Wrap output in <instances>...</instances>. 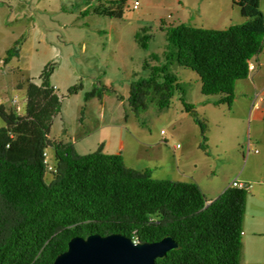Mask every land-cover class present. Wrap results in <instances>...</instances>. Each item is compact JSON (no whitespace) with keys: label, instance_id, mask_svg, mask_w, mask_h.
Here are the masks:
<instances>
[{"label":"trees","instance_id":"16d2710c","mask_svg":"<svg viewBox=\"0 0 264 264\" xmlns=\"http://www.w3.org/2000/svg\"><path fill=\"white\" fill-rule=\"evenodd\" d=\"M259 3L233 0L246 22L224 31L162 21L165 51L152 54L143 64L148 77L130 85L128 104L136 117L149 100L161 110L169 108L177 92L183 94L185 111H193L170 71L173 65L194 72L202 95L220 97L215 105L231 107L236 83L249 77L248 63L263 48ZM124 7V0L112 1L94 14L121 20ZM141 32L145 36L137 35V42L148 51L152 36L148 28ZM18 56L19 49L11 50L6 62ZM53 72V65L48 66L40 86L26 85L24 116L0 106L5 123L0 129V264H53L73 238L91 235H122L141 244L173 239L177 248L155 264H241L248 193L229 187L208 204L195 183L155 180L150 169H129L121 155H107L102 146L79 155L73 145L52 137L62 112L50 84ZM81 90L74 86L68 94ZM95 95L87 94L86 100ZM195 122L205 139L204 125ZM49 149L54 151L51 173L43 157Z\"/></svg>","mask_w":264,"mask_h":264},{"label":"rangeland","instance_id":"374dc122","mask_svg":"<svg viewBox=\"0 0 264 264\" xmlns=\"http://www.w3.org/2000/svg\"><path fill=\"white\" fill-rule=\"evenodd\" d=\"M112 1L119 0H0L3 106L24 116L26 85L40 86L45 68L53 65L50 84L62 102L54 139L73 145L81 156L101 146L103 153L112 155L123 145L127 168L139 172L150 169L158 181L197 182L206 199L218 197L235 179L254 184L247 200L257 196L264 188L258 186L264 182L260 176L264 170V43L252 60L256 70L236 83L231 107L215 105L220 97L202 95L199 77L178 65L170 71L185 92L184 101L193 107L191 113L184 109L181 92L164 110L149 100L139 117L128 104L131 83L149 75L143 69L144 62L165 51L162 21L179 25L185 20L193 28L224 31L230 28V20L239 22L234 26L246 22L240 8L233 0H124L121 20L94 14L97 7H107ZM136 3L138 9H134ZM214 4L221 11L227 10L224 22L217 18ZM259 8L264 17V0ZM143 28L152 36L148 51L142 50L136 39L137 35L145 36ZM16 48L19 56L7 63L8 52ZM20 84H24L21 90ZM80 85L82 90L69 96L68 90ZM94 91L96 95L86 100ZM257 104L261 108L255 111ZM195 120L204 125L205 139ZM4 127L0 118V129ZM250 141L252 153L247 154ZM48 152L53 159L54 151ZM252 200L254 213L257 203ZM258 210L264 214V203ZM256 242L244 253L243 264H264V237Z\"/></svg>","mask_w":264,"mask_h":264},{"label":"water","instance_id":"95a60500","mask_svg":"<svg viewBox=\"0 0 264 264\" xmlns=\"http://www.w3.org/2000/svg\"><path fill=\"white\" fill-rule=\"evenodd\" d=\"M177 248L167 237L152 244H135L122 235L73 238L65 253L53 264H155L157 259Z\"/></svg>","mask_w":264,"mask_h":264},{"label":"crops","instance_id":"0c3cea01","mask_svg":"<svg viewBox=\"0 0 264 264\" xmlns=\"http://www.w3.org/2000/svg\"><path fill=\"white\" fill-rule=\"evenodd\" d=\"M180 4L182 3V2H179ZM226 3V2H225ZM221 5H222V3H220ZM227 5V4H226ZM226 8V6H223V8ZM184 8H187L186 6H184ZM212 8H216V10H215V14L217 15V18H223L222 19V21L224 22L225 20H226V18H227V16H228V12H227V10H225V11H221V10H219L218 9V7L216 6V4H214V5H212ZM236 21V20H235ZM187 22L185 21V20H180V24H185V25H187L186 24ZM215 23H217V22H214V24ZM237 23H239V22H234V20H230L229 21V24H227V25H229V27H231V26H234V24H237ZM245 23V22H244ZM166 25H172V24H170V23H167L166 22ZM240 25V24H239ZM188 26V25H187ZM254 67H255V65H254ZM256 70V67H255V69H254V71ZM253 71V72H254ZM261 102H264V100L263 99H261ZM261 107H260V104H257L256 106H255V111H257V110H259ZM109 119H111V116H108V118H107V125L109 126V124H108V121H109ZM257 142V141H256ZM103 147V149H104V146H102ZM252 147H253V145L251 144V141L248 143V145H247V154L249 153V154H251L252 153ZM123 150H124V147H123V145L122 146H117V148H116V150L112 153V155H121L122 156V154H123ZM254 153L256 154V153H258V151H254ZM261 177H264V170H263V172H262V174L260 175ZM259 179V178H258ZM263 179V178H262ZM240 181V182H243V183H249V184H251V185H253L254 186V184L253 183H251V182H247V180H240V179H235L234 181ZM233 181V182H234ZM258 181H261V180H258ZM232 182V183H233ZM258 183H261V185H259ZM257 184H258V186L259 187H264V182H258ZM263 183V184H262ZM195 184L196 185H198V187L201 189V191H202V193L205 195V197H206V194H205V192L202 190V188H201V186L197 183V182H195ZM230 187V183L228 184V186H227V188L224 190V192L228 189ZM252 190H253V188H252ZM251 190V191H252ZM250 191V192H251ZM224 192H222V193H220V194H218V197L220 196V195H222ZM249 192V193H250ZM257 196H255V195H251V200H247L246 201V209H245V216H244V221H243V238H242V242H243V250H242V261H241V263L243 264L244 263V253L246 252V250H247V248L250 246V245H255L257 242L256 241H258V240H260L261 238H263L264 237V218H262L263 217V212H262V210H258V209H261L262 208V205H263V201H264V188L263 189H261L260 191H259V193H257L256 194ZM218 197H216V198H213V199H207V201H208V204H210L212 201H214V200H216ZM252 197H253V199L255 198L256 199V203H257V205L255 206L256 208H255V210H252V212H254V213H251V209H250V205H253V204H250L251 202H254L253 200H252ZM257 197V198H256ZM259 201V202H258ZM255 250H257V252L259 253L260 251H261V249H255ZM255 250H253L254 251V253H255ZM262 252H264V250H262ZM264 258V257H263ZM258 264H260V263H258Z\"/></svg>","mask_w":264,"mask_h":264},{"label":"built area","instance_id":"2783aa9c","mask_svg":"<svg viewBox=\"0 0 264 264\" xmlns=\"http://www.w3.org/2000/svg\"><path fill=\"white\" fill-rule=\"evenodd\" d=\"M138 7H139V4L136 3L135 6H134V9H138ZM248 66H249L250 73L253 72L254 69H255L254 64L249 62ZM1 105H2V103L0 101V106ZM162 135H164V132H162ZM43 157H44V165H45L47 171L50 172V173L54 172V167H53V165L51 163V157H50V154H49L48 150L44 152ZM230 188H236L238 190H243V191H246L247 193H249L252 190L253 185H251L249 183H243V182H240V181L236 180L230 185ZM133 242L135 244L139 243L137 239L133 240Z\"/></svg>","mask_w":264,"mask_h":264},{"label":"clouds","instance_id":"9594fccd","mask_svg":"<svg viewBox=\"0 0 264 264\" xmlns=\"http://www.w3.org/2000/svg\"><path fill=\"white\" fill-rule=\"evenodd\" d=\"M251 63H252V61H251ZM253 64V63H252ZM133 241V240H132Z\"/></svg>","mask_w":264,"mask_h":264}]
</instances>
